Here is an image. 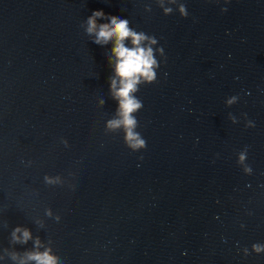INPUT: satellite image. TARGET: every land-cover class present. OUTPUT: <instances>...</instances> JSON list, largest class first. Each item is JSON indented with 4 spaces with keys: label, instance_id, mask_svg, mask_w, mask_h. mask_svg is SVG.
Here are the masks:
<instances>
[{
    "label": "water",
    "instance_id": "water-1",
    "mask_svg": "<svg viewBox=\"0 0 264 264\" xmlns=\"http://www.w3.org/2000/svg\"><path fill=\"white\" fill-rule=\"evenodd\" d=\"M99 10L158 41L142 43L157 81L133 93L139 152L107 126L119 78L114 41L86 32ZM257 243L264 0H0V264H264Z\"/></svg>",
    "mask_w": 264,
    "mask_h": 264
},
{
    "label": "clouds",
    "instance_id": "clouds-1",
    "mask_svg": "<svg viewBox=\"0 0 264 264\" xmlns=\"http://www.w3.org/2000/svg\"><path fill=\"white\" fill-rule=\"evenodd\" d=\"M173 3L176 0H172ZM230 0H225V3ZM180 15L184 18L188 17V12L185 4L181 3L179 6ZM227 11V9H223ZM165 15H171L172 9L165 8ZM107 19L108 23L99 24L98 20ZM88 27L86 32L90 35L94 34L96 39L95 43L100 45H107L109 42L114 41L113 55L116 57L115 72L119 78V88L117 87V80L112 79L111 89L114 98L119 101V119H113L108 121V128L117 130L123 128L125 132V141L127 146L132 149L133 152H139L146 149L147 144L142 135L136 131L138 127V120L135 113L143 108V103L136 98L133 93L137 91V85L143 78L148 85H151L157 81V73L154 68H159L160 64L157 58L154 56V50L152 47H143L144 41H149L150 44H157V39L153 36L149 37L144 33H137L129 27V21L127 19H121L116 16H108L102 10L94 11L93 14L87 20ZM131 39L133 47L129 48L125 46V41ZM160 56H164L162 48L158 49ZM235 100H229L231 104ZM253 123H250L248 127H254ZM67 146V141H65ZM246 152L240 153V161L243 162L246 159ZM251 173V167L245 169ZM49 183L54 181L48 179ZM59 220V217H57ZM18 233H22V239ZM13 239L20 243H27L31 239V233L28 230L17 228L13 232ZM37 247L39 243L37 242ZM253 250L257 253L264 251V246L259 243L253 244ZM28 260H34L37 264H57V258L50 254L49 251L43 253L36 252L29 254Z\"/></svg>",
    "mask_w": 264,
    "mask_h": 264
}]
</instances>
